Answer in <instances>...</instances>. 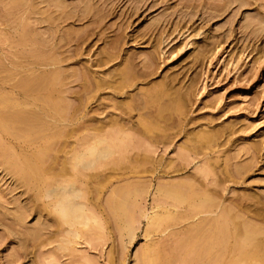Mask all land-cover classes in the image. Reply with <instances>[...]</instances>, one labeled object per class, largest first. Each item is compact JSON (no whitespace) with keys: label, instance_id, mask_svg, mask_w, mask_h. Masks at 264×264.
Here are the masks:
<instances>
[{"label":"rangeland","instance_id":"1","mask_svg":"<svg viewBox=\"0 0 264 264\" xmlns=\"http://www.w3.org/2000/svg\"><path fill=\"white\" fill-rule=\"evenodd\" d=\"M41 39H46L44 45ZM38 53L61 60L64 74L87 72L91 80L112 84L121 80L117 74L128 64L141 76L142 63L150 59L152 73L134 79L125 95L114 98L111 89L99 90L87 106V115L92 114L86 123L104 121L105 115L114 112L108 109L112 101L139 100L150 86L158 88L159 82L173 80L182 95L187 92L181 97L185 108L182 104L184 111L173 114L168 130L162 131L163 136L159 133L158 141L164 140L158 142L154 160L164 166L170 159L177 161V153L189 148L191 130L214 135L215 141L209 145L202 139L182 176L198 167L212 171L214 166L218 186L215 181L213 188L219 199L236 207L241 221L261 229L259 237L264 240V0H0V83L15 84L37 76L43 69L37 66ZM65 83L71 89L67 94L79 91V80L69 78ZM7 91L0 86V100L11 102ZM139 117L134 113L132 120L137 122ZM19 124H14L16 129ZM20 129L25 130L20 133H29V140L44 133L41 128ZM76 133L60 138L49 156L41 158L47 169L43 178L49 179L61 160L69 157L65 152L75 145L74 138L79 139ZM26 139L24 144L29 143ZM40 145L36 143L37 148ZM57 145L64 151H57ZM14 152L17 156L29 154V150ZM28 158H19L20 170H15L0 154V264H132L134 252L145 241L141 233L144 219L136 224L132 243L122 245L112 214L115 207L129 208L131 199L123 204L124 199H119L117 205L108 199L111 189L124 186L129 179L108 178L107 184L101 182V195L87 194V212L97 217L98 226L90 222L88 227L70 228L78 233L74 237L60 230L47 205L50 198L43 197L48 184L39 185L37 179L21 173ZM69 171L63 179L71 178ZM92 180L83 187L95 188ZM151 198H146L147 208ZM171 229L164 231L161 245L155 242L158 249L177 240V230ZM261 252V259L234 260L233 264H264V248Z\"/></svg>","mask_w":264,"mask_h":264},{"label":"bare ground","instance_id":"2","mask_svg":"<svg viewBox=\"0 0 264 264\" xmlns=\"http://www.w3.org/2000/svg\"><path fill=\"white\" fill-rule=\"evenodd\" d=\"M25 35L23 37L27 38ZM44 40L46 39L41 42L43 45ZM37 55V66L43 68L37 76L16 81L15 84L0 83L1 89L7 87V92L12 96L11 102L0 100V154L15 170H20L19 158L29 157L27 163L21 165V173L24 172L30 179H37L39 185L48 184L43 197L50 198L47 205L53 210L61 231L75 237L78 233L69 230L70 228L77 225L88 227L90 222L98 226L97 217L87 212V194L98 195L102 192L101 182L106 179L108 181V178L115 181L129 179L125 181L124 186L119 185L111 189L108 199L113 204H118L119 199H124L122 204L126 198L131 199L129 208L127 205L115 207V214H112L122 245H125L126 241L132 243L136 224L144 219L141 233L145 241L143 240L142 246L134 252L132 264H233L234 260L261 259V249L264 248V240L261 241L259 237L261 229L252 226L251 222L249 224L245 220L243 221L246 223L241 221L235 211L236 207L231 208L230 203L229 206L224 205L221 198L219 199L214 189L218 186L213 173L215 167H212V171L198 167L190 175L182 176L184 169L191 163L192 155L198 152L202 139H206L203 143L209 145L215 141L214 135L202 136L194 130V133H191V130L188 133V143L186 141L189 145L188 152L179 151L176 155L178 162L170 159L164 166L154 160L157 144L164 140L162 138L158 141V135L165 128L168 130L167 127L173 123L172 117H175L173 114L178 116L180 110L185 108L182 96L186 91L182 95V92H179L180 87H175L173 80L159 82L158 88L152 85L148 92L143 93L144 98L112 101L108 109L114 112L107 117L105 115V120H99L98 124H92L88 119V124L86 117L92 113L87 115L86 109L99 90L109 88L112 96L117 98L125 95L127 89L133 85L134 79L140 75H135L137 72H133L132 65L128 64L123 70H119L117 77L121 80L116 84L101 79L91 80L87 72H81L78 76L75 72L64 74L65 72L61 71V60H56L53 55ZM149 61L150 59L142 63L143 74H140L143 77L152 73ZM69 78H73V82L79 80L80 83L77 85L79 91H72L68 93L71 95L67 96L71 89H68L65 80ZM17 98L23 100L17 101ZM8 104H11V108ZM182 104L184 108H181ZM12 109L15 110L9 113ZM134 113L140 116L137 122L132 120ZM16 122L35 131L41 128L44 133L35 140L26 139L29 133L28 136L20 133L22 130L25 132L26 128L21 130L24 126L19 124L20 130L16 129ZM75 132L79 139L73 137L75 145L65 152L69 157L67 160L64 157L60 167L56 168L57 172H52L49 179L45 177L48 179L46 180L43 175L47 169L43 167L41 158L54 150L56 142L58 144V141H61L60 138L64 139L66 135ZM135 136L138 137L136 141L133 139ZM25 139V142L29 143L24 144ZM36 143L41 145L37 148ZM59 145L56 147L57 151L59 148L65 149ZM56 148L54 152L57 155ZM135 149L137 152L132 153ZM14 150H29V154L17 156ZM54 159L57 162L58 158ZM171 160L174 161L173 164ZM68 169L71 178L63 179ZM156 174V183L152 184V178ZM90 179H93L90 182L96 183L95 188L92 186L96 189L93 192V188L90 190L83 187ZM148 196L153 199L149 208L146 206ZM232 204L235 206V203ZM165 223L166 227H163ZM169 228L177 230V240L168 243L170 245H166V248L160 246L162 248L158 249L159 244L161 245L159 240H163L164 231ZM233 238L235 243H232Z\"/></svg>","mask_w":264,"mask_h":264}]
</instances>
